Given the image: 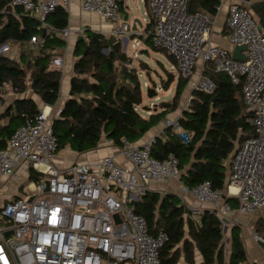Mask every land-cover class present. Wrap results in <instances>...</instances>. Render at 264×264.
<instances>
[{"label":"built area","instance_id":"2783aa9c","mask_svg":"<svg viewBox=\"0 0 264 264\" xmlns=\"http://www.w3.org/2000/svg\"><path fill=\"white\" fill-rule=\"evenodd\" d=\"M11 3L23 7L44 29L58 32L47 18L60 6L69 8L71 0ZM188 6L189 0H149L155 18L152 30L139 32L140 28L133 30L131 22L123 21L113 32L150 35L155 47L176 59L184 78L191 76L202 59L211 62L215 71L226 72L233 82H243V101L250 113L247 120L255 135L238 148L225 189L214 188L208 180L193 187L183 181L181 185L184 194L211 205L209 209L220 217L225 230L238 220L224 194L237 199L239 214L264 209V30L247 6L229 5L226 23L232 48L247 47L242 51L245 60H236L232 48L209 43L215 17L203 10L189 12ZM81 8L103 19L125 20L120 0H81ZM58 33L68 41L72 30L66 27ZM37 41L36 36L31 38V42ZM12 51L10 44L0 45V54ZM64 64L63 56L52 59L53 67L63 68ZM194 88L211 93L215 85L202 76ZM56 117L41 108L0 148V191L24 164L38 177L28 179L19 195L0 204V264H161L160 252L169 235L163 229L153 232L147 219L136 212L135 204L152 190L151 182L180 179L178 158L174 154L164 159L152 156L154 140L136 145L123 138L117 146L130 166L105 156L94 163L71 162L58 167ZM166 124L184 142L191 140L179 119H167ZM109 144L116 146L113 140ZM201 212L197 209L196 216ZM252 234L256 242L264 244V234L255 229ZM224 241L227 254V236Z\"/></svg>","mask_w":264,"mask_h":264},{"label":"trees","instance_id":"16d2710c","mask_svg":"<svg viewBox=\"0 0 264 264\" xmlns=\"http://www.w3.org/2000/svg\"><path fill=\"white\" fill-rule=\"evenodd\" d=\"M243 1L264 30V0ZM11 2L0 0V45L8 43L16 50L0 54V92L8 85L16 93L31 87L44 103L54 105L60 96L62 71L52 66V59L57 55L55 50L66 44L58 32L68 26L69 14L62 6L58 7L47 18L58 32L44 31L36 18ZM221 2L189 0L188 9L189 12L203 10L216 16ZM154 25L152 15L145 31L152 30ZM135 34L138 33L131 35L135 38ZM35 36L38 41L31 42ZM140 36L152 43L150 35ZM74 54L78 59L70 97L53 122L59 149L85 153L99 147L104 136L118 146L123 138L136 143L165 116L166 111L148 118L139 112L143 91L137 68L125 51L112 47L106 35L87 30L86 37L76 41ZM168 54L177 65L176 59ZM206 64L208 68L204 74L214 83L215 89L208 93L195 88L189 107L179 118L191 140L184 142L168 127L165 139L157 137L154 140L151 154L157 159L174 154L179 160L180 178L187 186L193 187L208 180L214 188L223 190L226 187V161L236 149L235 156L248 137L255 135V130L247 120L250 113L243 101V82L235 83L226 72L215 71L211 62ZM188 81L182 76L178 80L173 107H176ZM147 92L152 98L157 96L154 87H149ZM38 113L39 108L33 99H17L11 104L0 115V119H7V124L0 125V148L7 145L17 127ZM30 176L31 179L38 178L34 177L37 176L34 170ZM226 200L237 201L236 198ZM135 209L147 219L153 232L163 229L169 235L160 252L161 264H180L182 255L188 263L197 264L195 248L203 257L198 264H259L248 261L238 225L233 226L227 238L230 251L226 261V231L220 217L210 209H204L195 219L191 212H186V206L178 196H161L153 191L137 202ZM261 229L257 231L264 234Z\"/></svg>","mask_w":264,"mask_h":264},{"label":"crops","instance_id":"0c3cea01","mask_svg":"<svg viewBox=\"0 0 264 264\" xmlns=\"http://www.w3.org/2000/svg\"><path fill=\"white\" fill-rule=\"evenodd\" d=\"M142 2L146 7H149V0H133V3L136 5V9L138 13L134 11V9L131 6V3L129 0H120V6H121V13L124 14L125 20H108L103 19L99 15H96L95 13L86 12L82 10L81 8V0H71V5L69 8H64L68 14H69V21L68 26L71 30V37L68 41H66V46L58 47L55 52L57 53L56 56H63L65 58V64L63 68L54 67L56 69H59L62 71V79H61V87H60V96L56 103L54 105L46 104L43 102L40 95L36 94L31 87H28L26 91L22 93H16L11 89V86L8 85V88H6L4 91L0 92V115L11 105L13 104L17 99H26L30 98L33 99L34 102L37 104L39 110L41 108H44L49 106L50 112L54 115H59L64 108L66 101L70 97V91H71V81L72 77L75 75V62L78 59V56H75L74 54V48L75 43L79 39L78 37L82 35V37H86L87 30H92L95 32L102 33L108 37L110 34L114 33L113 31L121 25L123 21L131 22L135 18H139L142 22V26L139 27L140 31H145V22L144 19L141 17V9L138 4V2ZM232 3H241L247 8H249V5L246 4L243 0H222L221 5L218 8V12L216 14L214 19V25L213 29L210 35V44L214 45H220L227 48H232V44L228 37V28H227V14L229 5ZM250 9V8H249ZM251 10V9H250ZM217 21V22H216ZM216 22V23H215ZM149 26V23L147 27ZM139 34V33H138ZM120 37V36H119ZM126 37V36H124ZM136 38V37H135ZM128 39V37H127ZM129 42V39H128ZM128 42L125 43L124 40H122L123 44V51L126 50V47L128 45ZM12 50L15 52V48H12ZM202 59H199L197 61L196 66H198L199 61ZM195 66V68H196ZM208 68V64L204 63L202 60V63L199 64L198 69H196L194 74V82L192 85L187 89L184 90L180 99L178 100V103L176 107H173L172 104L174 102V97L177 89L178 82H176V89L173 97L169 100H165L158 103H146L144 102V91L148 95V85H146V89L143 88V101L138 106L139 112L142 114L143 117L148 118L152 114H159L163 111H166L165 116L155 125L153 126L138 142L134 143L136 145H143L144 143H147L149 141L155 140L157 137H163L165 139V131L168 129V126L166 124V120H176L179 119L184 110H186L190 105V99L193 93V90L195 89V84L200 79V77L204 76L209 78L207 75L204 74V71ZM195 70V69H194ZM210 79V78H209ZM142 80V79H141ZM162 90V89H161ZM163 91V90H162ZM157 96L150 97L148 95V99L156 102L161 99L160 93H162L160 90H157ZM7 124V119H0V125ZM109 140L107 137H103L101 140V143L99 147L96 149H93L91 151L85 152V153H77L70 150V153L73 155V157H69L68 159H64L60 154H57L55 157V163L58 167H65L71 162H98L105 156H113L116 162L122 165L130 166L129 161L126 160V158L121 154V151L119 147L116 146H110ZM236 150V149H235ZM231 154V156L226 161V184L229 179L231 168H232V161L234 152ZM33 169L30 168L29 165L24 164L22 165L11 179H8L4 187L0 191V204H4L8 198L19 195L20 190L22 189L23 184L28 180L31 179L29 177V174L31 175V171ZM182 185V179L178 178H170L168 180H160V181H154L151 182V188L153 192H158L161 194V196H165L167 194H173L179 197L181 200V203L186 206V212H191L192 217L194 214V218H198L196 216L195 212L197 209H201L203 211L204 209H209L211 206L210 204L201 203L198 200H196L191 194L187 193L184 194L181 190ZM228 199L235 198L232 196H228ZM226 198V199H227ZM227 201V200H226ZM230 206L234 209L235 214L234 218L238 220V223L233 225L225 226V233L227 238L230 237L231 230L234 225H238L241 230V237L244 242V246L247 252L248 261L250 262H256L259 264H264V247L262 244L255 241L253 238L252 230H258V228H262L264 231V209L258 210L252 214H239L235 210L237 208V201H227ZM223 223V222H222ZM224 227V226H223ZM261 229V230H262ZM259 231V230H258ZM230 251V243H228V253ZM227 253V254H228ZM226 254V256H227ZM228 256L226 257V261L228 262ZM194 260L195 262L201 263L203 260L202 255L198 251L197 248H195L194 253ZM180 264H190L188 263L185 258L181 257Z\"/></svg>","mask_w":264,"mask_h":264},{"label":"rangeland","instance_id":"374dc122","mask_svg":"<svg viewBox=\"0 0 264 264\" xmlns=\"http://www.w3.org/2000/svg\"><path fill=\"white\" fill-rule=\"evenodd\" d=\"M129 1L134 11L138 13L136 5L133 3V0ZM138 4L141 9V17L142 19H144L145 27L147 28V25L152 17L151 9L149 7H146L140 1L138 2ZM119 36H126L129 39L125 52L133 60L132 63L137 68L139 76L142 79V90L143 88L144 90L146 89L145 83H147L148 87H154L156 91L160 90L162 92L160 93L161 99L154 102L148 99V95L144 91V102L149 104H160L165 100L171 99L175 93L176 82H178V80L181 78V74L177 68V65H174V62L171 61L172 58L169 57V54L164 50L158 49V51H156L153 44L151 42H147L145 39H142L140 34H135L136 38H134V36L131 34ZM123 44L124 43H122L121 45L122 50ZM200 63H202V60L199 61V64ZM198 66L194 68L195 70L193 69L191 76L188 77L189 81L185 86L184 90H187L194 82L193 76L195 74L196 69H198ZM166 85L168 88L165 87ZM6 88H8V86ZM57 154H60L64 159L73 157V155L70 153V150L67 148H60L57 151L56 155Z\"/></svg>","mask_w":264,"mask_h":264},{"label":"water","instance_id":"95a60500","mask_svg":"<svg viewBox=\"0 0 264 264\" xmlns=\"http://www.w3.org/2000/svg\"><path fill=\"white\" fill-rule=\"evenodd\" d=\"M141 26H142V22L140 21L139 18H135V19L132 21V29H133V30H138L139 27H141ZM259 28H260V29H263V27H262L261 24H259ZM44 31H45V29H44ZM78 38H79L78 40H80V39L82 38V35H80ZM108 39H109V42H110V44L112 45V47L115 48L116 50H119V49L121 48L122 40H124L125 43L128 42L127 37H124V36H122V37L120 36V37H119V35H117V34H115V33L110 34V35L108 36ZM246 48H247V47H246L245 45H236V46H234V47L232 48V57H233L234 59H236V60H245V56L243 55L242 51H243V50H246ZM107 49H108V48H106L105 50L107 51ZM86 53H87V51H86ZM215 98H216V97H214V99H215ZM234 153H235V152H234ZM223 197L226 199V198H227L226 194H224Z\"/></svg>","mask_w":264,"mask_h":264},{"label":"bare ground","instance_id":"6f19581e","mask_svg":"<svg viewBox=\"0 0 264 264\" xmlns=\"http://www.w3.org/2000/svg\"><path fill=\"white\" fill-rule=\"evenodd\" d=\"M46 112H50V108H49V106H47V108H46ZM232 190H235V188H232Z\"/></svg>","mask_w":264,"mask_h":264}]
</instances>
